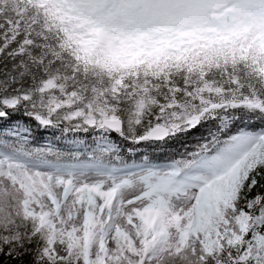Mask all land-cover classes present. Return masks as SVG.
I'll return each mask as SVG.
<instances>
[{
  "label": "trees",
  "instance_id": "16d2710c",
  "mask_svg": "<svg viewBox=\"0 0 264 264\" xmlns=\"http://www.w3.org/2000/svg\"><path fill=\"white\" fill-rule=\"evenodd\" d=\"M251 1L0 0V264L82 255L70 233L69 251H52L53 223L28 210L29 172L125 183L164 169L172 194L193 191V222L177 226V246L155 226L140 252L125 236L105 264H264L263 252L246 258L264 238V0ZM192 3L221 6L194 20L198 41L185 32ZM182 21L179 62L139 55L141 40ZM157 126L168 137L147 140Z\"/></svg>",
  "mask_w": 264,
  "mask_h": 264
},
{
  "label": "rangeland",
  "instance_id": "374dc122",
  "mask_svg": "<svg viewBox=\"0 0 264 264\" xmlns=\"http://www.w3.org/2000/svg\"><path fill=\"white\" fill-rule=\"evenodd\" d=\"M211 6L192 3L183 16L185 19H192L189 21V31L185 30L187 35L192 34L195 38L196 33H201V38L195 39L196 41L201 40L206 31L204 23L194 20L214 18L216 13L207 14L206 8L210 13L214 7L221 8L220 3ZM185 24L182 21L172 24L167 30L151 33L141 40L139 55L148 51L155 61L153 64L171 63L169 55L173 50V40L178 38L183 43L181 37H189L184 31H180ZM175 26L177 29H174ZM99 44L103 46L102 38H99ZM173 51L176 54L182 52L179 47ZM173 57L175 59L170 61L179 62L176 56ZM233 169H238V166ZM167 171L168 169H164L160 175L151 178L144 175L124 178L125 183L122 178L111 179L102 173H79L69 178L66 173L60 172H29L31 181L28 192L34 198L29 200L28 210L31 214L53 223L57 239L52 251L57 255H65L69 251L71 243L67 238L68 233L71 238L80 242L82 255L71 264H105L108 252L114 250L125 236L129 237L134 248L140 252L146 239V230H151L153 226L156 232L154 238L170 234L169 242L177 246L176 228L189 227L195 216V206L192 203L194 193L190 191L185 195L172 194ZM227 173L229 171L223 172L221 177ZM149 188H152L151 192L148 191ZM162 202L164 210L160 208ZM240 226H246V222ZM255 244L259 245L254 249ZM259 246L263 248L261 251H257ZM247 251L246 258L253 263L258 262L260 252L264 253V238L256 240Z\"/></svg>",
  "mask_w": 264,
  "mask_h": 264
},
{
  "label": "water",
  "instance_id": "95a60500",
  "mask_svg": "<svg viewBox=\"0 0 264 264\" xmlns=\"http://www.w3.org/2000/svg\"><path fill=\"white\" fill-rule=\"evenodd\" d=\"M103 126L112 132H121L122 124L120 120L106 119L103 121ZM169 135V130L163 126L152 128L147 135V140L153 142H161Z\"/></svg>",
  "mask_w": 264,
  "mask_h": 264
}]
</instances>
